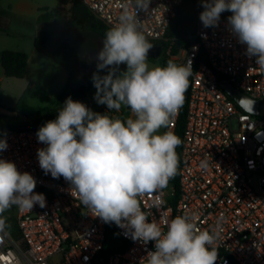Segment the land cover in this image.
I'll use <instances>...</instances> for the list:
<instances>
[{
    "label": "built area",
    "instance_id": "2783aa9c",
    "mask_svg": "<svg viewBox=\"0 0 264 264\" xmlns=\"http://www.w3.org/2000/svg\"><path fill=\"white\" fill-rule=\"evenodd\" d=\"M184 1L150 0L147 11L137 10L149 42L165 40ZM82 2L109 28L125 7L135 8V0ZM202 11L197 12L194 33L187 37L188 46L178 55H173L172 48L166 51V60L177 65L191 59L193 71L184 103L170 125L182 140L178 188L169 180L165 188L140 197L141 207L149 221L164 231L167 221L184 214H194L200 229L216 228L215 264H264V116L246 112L222 88L231 84L251 99L264 101V70L230 32V12L221 14L217 27L205 28L199 19ZM183 111L184 128L179 135ZM36 133L9 130L0 136L8 143L0 159L14 162L20 172L31 173L37 181L34 191L46 197L44 208L13 206L15 215L6 218L16 230L8 227L0 233V264H146L154 242L134 241L125 229L103 222L80 203L63 177L45 175L37 149L46 145L38 142ZM205 159L208 167L202 168ZM173 197L176 201L172 203ZM110 228L122 246L104 256Z\"/></svg>",
    "mask_w": 264,
    "mask_h": 264
},
{
    "label": "clouds",
    "instance_id": "9594fccd",
    "mask_svg": "<svg viewBox=\"0 0 264 264\" xmlns=\"http://www.w3.org/2000/svg\"><path fill=\"white\" fill-rule=\"evenodd\" d=\"M149 4L150 0H135L134 11L124 8L103 37L91 77L97 104L109 111L127 106L132 116L112 118L69 96L56 119L38 129V142L46 147L37 149V160L45 175L69 182L95 217L125 229L134 241L154 242L146 264H215L216 228L200 229L194 214H184L167 221L164 231L149 221L141 207L140 197L165 188L178 172L176 149L182 140L170 125L184 103L193 73L191 59L183 65L169 60L166 66L149 67L153 45L137 16V10L147 11ZM201 4L199 19L205 28L217 27L221 14L231 13L230 32L264 70V0H201ZM121 64L126 70L120 71ZM102 70L107 74L101 75ZM241 103L246 108L253 104L246 99ZM162 128L169 130L161 133ZM7 149V139H0V152ZM201 167H208L206 159ZM36 185L31 173L0 159V233L10 227L4 213L13 206L21 210L46 206L45 195L34 191Z\"/></svg>",
    "mask_w": 264,
    "mask_h": 264
},
{
    "label": "trees",
    "instance_id": "16d2710c",
    "mask_svg": "<svg viewBox=\"0 0 264 264\" xmlns=\"http://www.w3.org/2000/svg\"><path fill=\"white\" fill-rule=\"evenodd\" d=\"M59 7L64 9L69 7V17L66 22L67 31L64 35H40L34 39L35 49L46 58L52 60L56 65L62 67L69 73V82L65 89V93L70 90H76L80 93L81 99L86 96V93L93 86L91 75L86 74L81 68V52L75 44V38L78 34H90L104 37L109 29L102 21H100L82 2V0H57ZM203 9L199 0H185L180 7L176 17L172 20L165 40L158 42H150L153 47H161V56L172 48L173 55H178L183 49L188 46L187 37L194 33L197 12ZM45 11V9L43 10ZM55 18L54 14L45 11L39 18V24H48ZM1 33L10 34L5 28L0 27ZM152 62L155 60L152 59ZM167 62V61H166ZM0 63L3 67L5 76L22 80L26 77L29 56L27 53L6 50L2 53ZM120 71L126 70V65L119 66ZM96 71V68L93 72ZM107 74V70H102ZM82 101V100H81ZM183 111L182 121L178 128V134L181 135L184 128ZM7 116L0 113V125L7 123V126L0 128V136L7 133L9 130H24L26 128H14L6 119ZM180 146L176 151L179 156L180 164ZM178 175L171 178V182L178 188ZM176 197H173L170 202H175ZM122 240L114 233L113 229L108 230L107 242L103 251L104 256L118 250L122 246ZM124 246V244H123Z\"/></svg>",
    "mask_w": 264,
    "mask_h": 264
},
{
    "label": "rangeland",
    "instance_id": "374dc122",
    "mask_svg": "<svg viewBox=\"0 0 264 264\" xmlns=\"http://www.w3.org/2000/svg\"><path fill=\"white\" fill-rule=\"evenodd\" d=\"M45 11L54 14L55 18L48 24H39L38 20H34L31 17H18L11 15V24L8 27L9 35L12 37L20 36L22 40H15L11 38L8 40L10 48L19 47L23 50L33 48L31 38L36 35L48 34V35H61L64 31H67L66 22L69 17V7L61 9L56 0H48ZM44 10V9H43ZM40 12V16L45 11ZM39 24V25H38ZM43 62L48 65L43 67V70H39L36 73L48 78H56L57 74L54 70H51L49 66L53 65L59 71L66 72L62 67L54 64L51 60L43 56ZM166 52L158 59L152 62L148 60L147 63L150 68L155 66H166ZM95 88H90L86 93V96L79 101L85 103L92 111L101 113V107L94 100ZM76 92L70 91L68 95L75 94ZM51 92L49 90L42 89L41 86H31V82L26 79H8L6 82L0 84V113L7 116V120L14 128H26L38 131V129L44 125L47 121L56 119L58 110H60L63 104H59L50 98ZM109 110V109H108ZM126 116L130 113V108L127 106H121L120 109ZM103 114L112 118L123 119L120 114H117L116 110L102 111ZM7 126V123L0 125V128ZM164 128L160 129V132ZM16 209L10 208L4 213V216L15 215ZM12 225V226H11ZM10 227L16 230L14 224L11 223Z\"/></svg>",
    "mask_w": 264,
    "mask_h": 264
},
{
    "label": "crops",
    "instance_id": "0c3cea01",
    "mask_svg": "<svg viewBox=\"0 0 264 264\" xmlns=\"http://www.w3.org/2000/svg\"><path fill=\"white\" fill-rule=\"evenodd\" d=\"M47 3H48V0H0V27L8 30V27L12 22L10 19L11 15H16L18 17H23V18L31 17L34 20L36 19L37 21L38 18L40 17V12L43 9H46ZM65 8H68V7H65ZM64 34H65V31H64ZM64 34H61V35H64ZM41 35H48V34H41ZM12 36L13 35L0 32V59H1L2 53L6 50L27 53V55L29 56V65H28L26 77L24 79L31 82V86H41L42 89L46 91L49 90L51 92L50 98L54 101H57L59 104H64V101L69 96L73 100H78V101L80 100L81 98L80 93L76 90H70V91L76 92L75 94L68 95V92L70 91L65 93V89L68 85L69 78H70L69 73L67 71L66 72L59 71V69H56V67H53V65H51L49 67L51 70H54V72H56L57 74L56 78L45 77L43 75L44 73L38 75L36 72L39 71L40 69L43 70V67H45V65H48L45 62H43V59H42L43 55L39 53L35 49V47L28 48L27 50H23L22 48H19V47L10 48L9 46H7L8 44H10L8 40H10L11 38H15V40L23 39L20 36H16V37H12ZM37 36H40V35L38 34L31 38L33 46H34V39ZM100 74L105 75L104 72L102 71ZM8 79H12V78H7L5 76L3 67L0 63V84L6 82V80ZM103 110L109 111L106 105H103L101 107V110H100L101 114H103L102 113ZM116 112L117 114H120L122 116L123 118L122 120H126L127 118L132 116L131 111L129 115L127 116L121 110L116 111Z\"/></svg>",
    "mask_w": 264,
    "mask_h": 264
},
{
    "label": "water",
    "instance_id": "95a60500",
    "mask_svg": "<svg viewBox=\"0 0 264 264\" xmlns=\"http://www.w3.org/2000/svg\"><path fill=\"white\" fill-rule=\"evenodd\" d=\"M75 44L81 52V68L86 72L87 76L91 75L96 68V56L103 47V37L90 34H78L75 38ZM162 48L153 47L149 50L148 60H158L161 57ZM222 88L227 92L231 98L241 106L246 112L257 116H264V101H256L248 97L246 94L236 89L231 84H223ZM241 99L252 101L248 108L244 107ZM252 109V110H251Z\"/></svg>",
    "mask_w": 264,
    "mask_h": 264
}]
</instances>
